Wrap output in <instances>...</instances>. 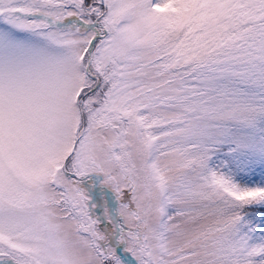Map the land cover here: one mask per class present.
Masks as SVG:
<instances>
[{"label":"snow or ice","instance_id":"6c2138e0","mask_svg":"<svg viewBox=\"0 0 264 264\" xmlns=\"http://www.w3.org/2000/svg\"><path fill=\"white\" fill-rule=\"evenodd\" d=\"M0 264H264V0H0Z\"/></svg>","mask_w":264,"mask_h":264}]
</instances>
